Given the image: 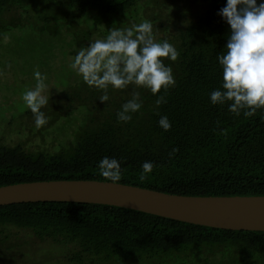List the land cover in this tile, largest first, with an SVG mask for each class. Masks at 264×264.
<instances>
[{"label": "trees", "instance_id": "1", "mask_svg": "<svg viewBox=\"0 0 264 264\" xmlns=\"http://www.w3.org/2000/svg\"><path fill=\"white\" fill-rule=\"evenodd\" d=\"M226 3L0 0V42L23 29L40 37L61 33L65 44L58 49L59 65L68 69L90 40L145 20L158 42L167 40L179 52L177 61L165 59L176 80L166 93L109 86L110 99L101 102L103 91L90 88L70 69L63 82L49 79V104L42 109L47 124L36 127L26 105L0 107V131L17 116L31 117L25 130L33 134L15 145L0 141V186L107 181L99 175L98 162L110 157L121 163L120 183L182 195H264V109L246 118L210 101L222 84L217 56L226 52L230 26L218 12ZM42 55L43 50L32 54ZM134 93L142 108L131 121L119 122L117 112ZM158 95L167 102L157 106ZM74 113L82 121L73 138L53 150L29 144L31 137L46 140L49 128ZM162 116L171 122L169 131L158 124ZM146 161L153 171L141 180ZM45 247L50 255L37 263ZM0 264H264V231L212 228L104 204L15 203L0 205Z\"/></svg>", "mask_w": 264, "mask_h": 264}, {"label": "clouds", "instance_id": "2", "mask_svg": "<svg viewBox=\"0 0 264 264\" xmlns=\"http://www.w3.org/2000/svg\"><path fill=\"white\" fill-rule=\"evenodd\" d=\"M230 26L226 52L217 56L222 69L220 88L210 93L213 105H227L235 116L252 117L258 109H264V0H227L218 12ZM179 52L167 40L155 39L153 25L142 21L131 27H113L103 39L90 40L86 47L76 52L69 68L79 75L90 88L103 91L101 102H108L109 86L123 90L129 85L148 89L153 95L166 93L176 84L171 66L165 59L175 62ZM34 89L22 93V100L34 115L36 127L47 124L42 109L49 104L46 77L34 72ZM164 95H158L156 105L166 103ZM142 101L138 93L125 102L117 112L119 122L132 120V114L140 111ZM164 131L171 129L167 116L158 121ZM153 163L142 165L141 180L153 171ZM99 175L119 185L122 179L121 163L115 158L104 157L98 162Z\"/></svg>", "mask_w": 264, "mask_h": 264}, {"label": "water", "instance_id": "3", "mask_svg": "<svg viewBox=\"0 0 264 264\" xmlns=\"http://www.w3.org/2000/svg\"><path fill=\"white\" fill-rule=\"evenodd\" d=\"M24 202L104 204L212 228L264 231V195H182L91 179L0 186V205Z\"/></svg>", "mask_w": 264, "mask_h": 264}, {"label": "rangeland", "instance_id": "4", "mask_svg": "<svg viewBox=\"0 0 264 264\" xmlns=\"http://www.w3.org/2000/svg\"><path fill=\"white\" fill-rule=\"evenodd\" d=\"M69 38H66L68 40ZM65 44L60 35H44L37 36L33 32L27 30L13 31L5 40L0 42V107L9 106V109H16L15 104H23L22 93L26 90L34 89V72L39 71L42 76L48 79L45 81L47 88L49 87V79H57L61 82L68 77L70 69L59 62L62 60L59 48ZM37 50V51H36ZM43 50V59L35 56L36 52ZM47 89L45 95H47ZM10 116V114H9ZM31 117L17 116L12 124H5L3 130L0 131V141L15 145L21 141H25L29 134L25 130L30 126ZM82 121V116L77 113L71 114L67 119H63L53 125L46 131V140H42L39 136L31 137L29 144L32 146H41V148L55 149L56 145L62 143L74 136L76 127ZM36 128L32 127L31 131ZM30 131V130H29ZM1 143V142H0ZM50 255V251L45 248L39 249L37 253V263ZM45 259V258H44Z\"/></svg>", "mask_w": 264, "mask_h": 264}]
</instances>
